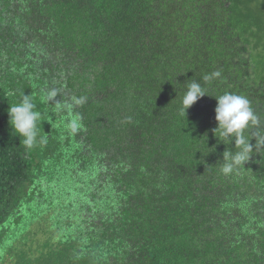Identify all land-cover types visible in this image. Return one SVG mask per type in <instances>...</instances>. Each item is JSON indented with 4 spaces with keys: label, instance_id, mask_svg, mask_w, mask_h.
I'll list each match as a JSON object with an SVG mask.
<instances>
[{
    "label": "trees",
    "instance_id": "obj_1",
    "mask_svg": "<svg viewBox=\"0 0 264 264\" xmlns=\"http://www.w3.org/2000/svg\"><path fill=\"white\" fill-rule=\"evenodd\" d=\"M0 50L17 60L0 62V228L26 222L19 253L38 264H264V152L225 176L235 144L213 132L224 92L264 120V0H0ZM213 72L209 95L181 116L187 84ZM60 86L64 99L87 97L77 134L41 100ZM23 94L47 120L33 149L9 125ZM33 178L51 184L41 210L22 196Z\"/></svg>",
    "mask_w": 264,
    "mask_h": 264
},
{
    "label": "clouds",
    "instance_id": "obj_2",
    "mask_svg": "<svg viewBox=\"0 0 264 264\" xmlns=\"http://www.w3.org/2000/svg\"><path fill=\"white\" fill-rule=\"evenodd\" d=\"M219 72L204 75L202 84L199 80L192 79L187 84V90L179 106V114L185 116L188 109L208 94L205 87L214 77H219ZM62 97L57 100V97ZM217 100L215 108V119L217 127L213 129L218 143L225 145L235 144V151L226 149L223 152L220 171L225 176L238 174L242 167L251 160L253 153L264 152V120L255 112L251 102L244 95L224 92L214 96ZM41 100L53 108V113H65L67 121L66 130L71 134H77L84 130L82 116L75 111L77 107L83 106L86 96L72 95L64 99L61 90L51 87L41 92ZM9 125L12 132L18 133L21 144L26 149H33L38 144L47 143V134L40 135L38 125L43 121V113L37 110V105L31 95L23 94L20 101L8 108ZM255 141V144L252 141Z\"/></svg>",
    "mask_w": 264,
    "mask_h": 264
},
{
    "label": "rangeland",
    "instance_id": "obj_3",
    "mask_svg": "<svg viewBox=\"0 0 264 264\" xmlns=\"http://www.w3.org/2000/svg\"><path fill=\"white\" fill-rule=\"evenodd\" d=\"M224 2V0H217L218 3ZM9 57L5 54V52L0 50V62L8 63L9 66L14 69V64L17 60L10 61ZM233 65L240 64V61L236 58V56H231L228 59V63ZM26 68V67H24ZM60 76V83L65 81L64 74L58 73ZM60 90L62 94H66L67 88L66 86H60ZM51 184L48 182V179H44L42 182L37 178L29 179L23 186L22 196H28V199L33 204L39 206V210L45 208L46 204L44 202L45 197L41 196L45 191H47ZM35 191V197H32V193ZM69 203L67 204V206ZM76 206L81 207L80 204L76 203ZM15 216L23 215V207L17 208L14 211ZM26 228V222L24 224H16V220L14 218L10 219L7 222V225L3 228H0V264H38V261L41 258V255L38 254H29L25 256L22 253L17 251L20 242L24 240L25 232L22 233L23 229ZM3 236V237H1ZM16 243V246L14 245ZM19 257V258H18ZM23 258L24 260H21Z\"/></svg>",
    "mask_w": 264,
    "mask_h": 264
}]
</instances>
